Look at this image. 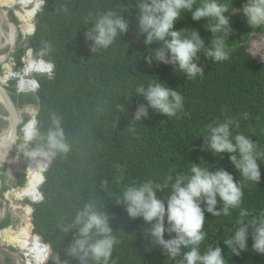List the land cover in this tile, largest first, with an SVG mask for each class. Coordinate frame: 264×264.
<instances>
[{
    "label": "clouds",
    "instance_id": "clouds-1",
    "mask_svg": "<svg viewBox=\"0 0 264 264\" xmlns=\"http://www.w3.org/2000/svg\"><path fill=\"white\" fill-rule=\"evenodd\" d=\"M38 1L40 6L32 18L33 30L26 32L21 14L26 9H34ZM57 5L63 20H77L82 15L78 18L74 15L83 14L71 8L81 7L76 0H33L27 8L20 2L9 4L0 0V264H133L135 259L130 249L137 231L132 228L119 238L118 230L112 226L116 219L111 220L105 208L100 210L94 199L89 198L77 209L70 222H66L67 217L62 218L55 229H45L57 238L60 232L68 234L64 255L55 253L52 240L40 233L35 223L40 216L36 206L46 201L43 188L58 175L55 159L72 151L66 133L67 104H60V97L49 92L57 65L65 59L69 48L52 46L67 28L47 26L50 41L39 52L27 45L28 39L36 36L43 19ZM113 7L108 2L94 6L91 12L99 14L89 13L85 22L91 27L84 38L90 42V51L94 53L83 62L86 69L99 67L105 58L95 53L109 49L129 31L130 22L124 16L128 11L117 12L111 10ZM135 9L138 33L150 46L149 54L143 58L149 66L156 61L184 73L187 80L203 78L206 60L223 65L230 59L233 47L227 38L232 32L234 36H246L249 40L246 51L251 60L264 66V0H138ZM85 10L89 11L87 7ZM184 12L186 21L180 22ZM236 15H242L240 29L233 26ZM253 44L257 47L254 56L250 52ZM239 46L245 47V44ZM116 50L130 53L133 43L125 40ZM30 60L46 63L48 67L41 72L27 71ZM237 74L234 71L231 75ZM259 81L262 87L257 85L258 89L264 90V76ZM131 91L133 96L147 102L138 105L134 112L127 127L132 133H135L133 122L148 118L149 109L169 119L183 115L184 96L166 82L140 84ZM250 92L244 88L226 96L225 110L232 113L243 106ZM261 101H256L255 111ZM242 118L249 119V113H243ZM42 123L46 126L42 127ZM239 128V120L230 117L209 123L205 134L201 135L204 143L200 150L221 159L222 154H230L228 159L240 177L235 179L219 161L211 165L201 157V163L191 162L187 174L173 176L169 173L160 182L147 179L126 185L114 199L129 217L116 225L124 228L131 218H143L150 225L144 232L151 245L162 248L172 261L182 256L179 264H254V256L259 257L258 264H263L264 212L249 219L251 213L243 205L247 196L254 193L244 191L245 182L264 183V148L251 136L234 131ZM45 162L51 164V169L37 188L39 196L35 200L25 198L15 203V191L27 187L30 166ZM117 169L121 171L117 178L114 174L98 177L99 190L105 196L122 185L119 182H122L123 172L119 165ZM158 194H164L163 198ZM27 207L30 214L26 212ZM233 210H239V219H227L232 233L228 238L225 239L219 227L206 224L209 221L206 213L218 218L230 216ZM6 221L9 224L3 226ZM29 225L30 240L38 237L39 246L45 248L47 256L43 262L30 250L31 243L22 249L9 242L10 236ZM7 232L8 238L4 236ZM165 233L171 238L165 239ZM208 243L215 246H208ZM116 246L118 251L128 254H123L126 260L113 258Z\"/></svg>",
    "mask_w": 264,
    "mask_h": 264
},
{
    "label": "trees",
    "instance_id": "trees-1",
    "mask_svg": "<svg viewBox=\"0 0 264 264\" xmlns=\"http://www.w3.org/2000/svg\"><path fill=\"white\" fill-rule=\"evenodd\" d=\"M76 1L81 7L71 6V8L75 12L83 11V14L74 15L75 18L82 15L79 19L63 20L58 11L60 7L57 5L54 11L43 19L36 36L27 41L29 47L39 52L47 47L50 41V30L47 26L63 25L67 28L52 46L55 49L69 48L65 59L57 65L49 92L60 97V104H67L66 133L72 151L69 155L55 159L58 175L44 186L46 201L36 206V213L40 216L35 221L36 226L40 228L39 232L52 240L55 253L59 255L65 253L68 234L64 235L60 232L57 238L47 233L45 229H55L62 218L67 217L66 222H70L75 211L82 208L89 198L96 201L100 210L105 208L111 220L115 218L116 224H120L121 219L129 216L125 208L118 205L114 198L126 185L147 179L160 182L169 173L173 176L177 173L187 174L191 162L199 164L201 157L211 165H216L219 161L220 166L232 173L235 179L240 177L239 172L228 159L230 154H222L223 159H221L213 156L211 152L200 150V146L204 143V137L201 135L205 134L209 123L223 121L229 117L239 120L240 128L234 131L251 136L253 141H259L260 146L264 148V90L257 87V85L262 87L259 80L264 76V66H258L251 60L246 51L249 46L246 36L243 38L234 36L232 32L227 38L228 44L233 47L230 59L223 65L206 60L203 78L187 80L184 73L175 72L166 64L154 61L153 65L149 66L144 61L143 58L149 54L150 46L144 43L145 37L138 33L135 9L138 0ZM15 2L25 3V7L31 3L30 0H10V3ZM106 2L114 6L111 10L128 11L124 16L129 20L130 28L112 47L95 53H101L105 58L99 67L86 69L83 62L94 53L90 51V42H86L84 38L88 27H91V25L86 26L85 22L89 13L99 14L91 12L94 6H102ZM35 6L39 8V1ZM86 7L89 11L85 10ZM33 13L34 10L26 9V12L21 14V19L30 22L28 16ZM241 17L242 15L234 17L232 22L235 29L241 28ZM181 18L180 22L186 21L185 12L182 13ZM125 40H131L133 43V50L130 53L116 50ZM240 43H244L245 47H240ZM232 63L236 67H233ZM47 67L46 63H35L30 60L27 71L41 72ZM234 71L238 73L237 76L231 75ZM159 80L177 89L184 96L183 115L169 119L149 109L148 118L133 122L135 133L128 131L127 127L130 126L138 105L147 103L144 98L141 101V97L133 96L131 89L140 84L147 86L151 82H160ZM244 88L251 91L249 99L243 106L228 113L224 107L225 97L239 93ZM259 99L263 101L255 111L254 105ZM245 112L249 113V119L242 118ZM44 126L46 124L42 123V127ZM117 165L123 172L122 182H119L122 185L105 196L99 190L98 177L101 174H114L117 178L121 175ZM50 169L49 162L30 166L27 187L15 191V200L22 201L25 198L35 200L39 196L37 188ZM212 170L214 171L215 168ZM245 185V192H254L247 196L243 205L251 213L249 217L251 219L252 216L264 212V183L257 185L246 181ZM158 196L163 198L164 194ZM27 208L30 211L29 207ZM228 218L239 219V210H233L230 216L218 218L206 213V219L209 220L206 224L219 227L226 239L232 235ZM8 224L6 221L3 226ZM116 224L112 223V226L118 230L119 238L132 228L137 231V238L133 236L130 249L135 259L133 264H179L182 259V256H178L176 261H172L164 254L162 248L151 245L144 232L150 225L143 218H131L124 228ZM30 230L29 225L10 238L19 240L23 248L31 243L30 250L34 252L35 257L40 258V262H43L47 256L45 248L39 246L41 241L38 237L30 240ZM170 238L168 233H165V239ZM207 245L215 246L210 243ZM119 251L116 246L113 258L126 260L123 254H128L120 251L121 254ZM253 261L254 264H258L259 257L254 256Z\"/></svg>",
    "mask_w": 264,
    "mask_h": 264
},
{
    "label": "bare ground",
    "instance_id": "bare-ground-1",
    "mask_svg": "<svg viewBox=\"0 0 264 264\" xmlns=\"http://www.w3.org/2000/svg\"><path fill=\"white\" fill-rule=\"evenodd\" d=\"M6 1H8V3L10 4V0H6ZM32 1H33V0H30V2H32ZM23 5L25 6L26 4L23 3ZM34 6H35V5H34ZM36 9H37L36 6H35L34 9H32V10H34V13L36 12ZM34 13L28 16L30 22H28V21H27V22H24V23H25V25H24V30H25L26 32H31V31L33 30L32 18H33ZM9 149H10V147H8V148L6 149V153L9 151ZM14 202L16 203L17 201L15 200ZM26 212L30 214V211L28 210V208H26ZM11 238H12V237H11ZM9 242H10V243H11V242H14V243H16V245H17L18 247L24 249V248L22 247V243H21L19 240L11 239V240H9Z\"/></svg>",
    "mask_w": 264,
    "mask_h": 264
},
{
    "label": "rangeland",
    "instance_id": "rangeland-1",
    "mask_svg": "<svg viewBox=\"0 0 264 264\" xmlns=\"http://www.w3.org/2000/svg\"><path fill=\"white\" fill-rule=\"evenodd\" d=\"M256 44H253L251 47H250V52L251 54L253 55V53L256 51L257 47L255 46ZM254 56V55H253Z\"/></svg>",
    "mask_w": 264,
    "mask_h": 264
},
{
    "label": "flooded vegetation",
    "instance_id": "flooded-vegetation-1",
    "mask_svg": "<svg viewBox=\"0 0 264 264\" xmlns=\"http://www.w3.org/2000/svg\"><path fill=\"white\" fill-rule=\"evenodd\" d=\"M4 236L6 237V238H8V232L7 233H5L4 234ZM9 240H11V238L9 237Z\"/></svg>",
    "mask_w": 264,
    "mask_h": 264
},
{
    "label": "water",
    "instance_id": "water-1",
    "mask_svg": "<svg viewBox=\"0 0 264 264\" xmlns=\"http://www.w3.org/2000/svg\"><path fill=\"white\" fill-rule=\"evenodd\" d=\"M10 107H11V109H12V105H11V103H10Z\"/></svg>",
    "mask_w": 264,
    "mask_h": 264
}]
</instances>
